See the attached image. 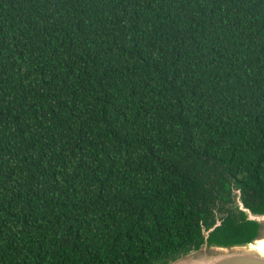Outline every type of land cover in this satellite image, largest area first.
Returning a JSON list of instances; mask_svg holds the SVG:
<instances>
[{
    "label": "trees",
    "instance_id": "obj_1",
    "mask_svg": "<svg viewBox=\"0 0 264 264\" xmlns=\"http://www.w3.org/2000/svg\"><path fill=\"white\" fill-rule=\"evenodd\" d=\"M264 211V0H0V264H164Z\"/></svg>",
    "mask_w": 264,
    "mask_h": 264
},
{
    "label": "water",
    "instance_id": "obj_2",
    "mask_svg": "<svg viewBox=\"0 0 264 264\" xmlns=\"http://www.w3.org/2000/svg\"><path fill=\"white\" fill-rule=\"evenodd\" d=\"M235 206L242 213L243 220L253 225V231L244 241L222 243L211 238L216 223L202 227V241L197 248L170 259L164 264H264V211H253L244 206L239 192Z\"/></svg>",
    "mask_w": 264,
    "mask_h": 264
}]
</instances>
